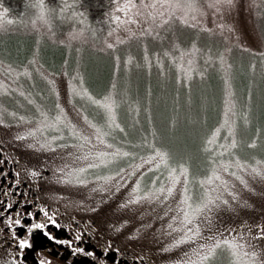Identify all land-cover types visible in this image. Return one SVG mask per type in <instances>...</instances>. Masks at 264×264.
<instances>
[{"label":"rangeland","instance_id":"obj_1","mask_svg":"<svg viewBox=\"0 0 264 264\" xmlns=\"http://www.w3.org/2000/svg\"><path fill=\"white\" fill-rule=\"evenodd\" d=\"M143 4L152 5L155 9L140 7L141 0H133L139 10L148 18L135 17L141 23L127 21L119 27L109 24L105 18H99L92 23L89 17L84 15L87 23L81 24L80 19H65L61 21L55 14L45 22L37 19L33 25L31 20L36 17V9L30 7L28 15L11 24L4 23L0 28V111H16L21 115H38L35 104H29L28 100H35L44 110L54 107L55 96L51 93V86L47 80L35 71L37 67L55 79L56 89L60 93L59 101L68 110L75 123L84 127L83 121L72 110L70 101L75 100L78 107H84L85 112L91 119L99 124L106 120L103 109L91 104L86 99L73 97L69 91L70 82L79 83L82 77L84 87L98 99L113 93L117 102V122L120 123L127 136L114 130L113 135L108 137L110 143H116L117 147H124L128 151L146 156L153 149L147 145H136L142 139H148L155 147L161 148L169 155V164L177 167L185 164L189 169V189L193 198L201 191L199 178L210 174L208 153L204 151L203 144L211 130L216 128L224 118L226 92L228 88L225 76L229 77L231 84V99L234 108L229 114L230 122L234 120V133L237 147L231 149V155L224 153L223 158L234 160L237 156L241 162L247 161L253 164L257 160H264V58L256 55L264 50V0H233L230 8L212 14L214 9L207 7L208 0H198L202 5L203 15L199 12H188V17L195 15L202 25L211 28L205 31L203 27H191L183 24L178 17L185 10L173 13V19L166 25H159V17L153 20V13L167 12L165 0H142ZM56 7V6H55ZM133 13L136 11L132 10ZM71 14L69 11L68 15ZM123 17L122 13H117ZM3 7L0 5V22L4 21ZM12 18V17H8ZM224 24L223 30L216 27ZM51 25V26H49ZM85 30L81 33L79 29ZM111 28V35L108 32ZM149 28L152 31H149ZM74 32V37H69V32ZM95 31V35H93ZM144 32L145 35H140ZM30 33L31 38H25L24 34ZM119 36L122 43H117L115 48H109L108 43H115ZM227 37V39H225ZM20 41V50L12 55L9 51L11 41ZM65 43H60V41ZM32 43L26 52V42ZM179 47H176V45ZM195 45V51H190ZM145 48L148 57L145 59ZM7 51H6V50ZM50 49H53L51 51ZM56 49L60 52V60L55 57ZM44 51V52H43ZM55 52V53H54ZM183 52V59L181 53ZM51 54L53 66L57 71L50 69L42 59L45 54ZM166 53H170L167 55ZM132 60L129 61L128 57ZM211 56L212 59H207ZM223 56V62L218 59ZM35 57L36 64L30 61ZM119 57V61L116 60ZM175 57V59H173ZM24 58V63L21 59ZM157 59L160 63H157ZM193 61V74L186 77L185 72L188 60ZM17 61V62H16ZM255 62V68L251 67ZM183 64L184 67H178ZM11 65L17 71L21 66H27L32 71L29 79L23 74L19 77L6 69ZM230 65V67H228ZM68 72L69 75H63ZM203 72V75L200 73ZM56 73H60L56 75ZM78 74V75H77ZM73 76L77 78L72 79ZM115 84V89L112 85ZM7 88V92L5 91ZM19 89L20 91H16ZM24 92L25 96H21ZM31 95H28V94ZM5 113L6 124L0 125V134L11 147L20 153L23 160L30 165L40 167L47 165L55 171V165L68 164L72 167L83 165L85 161H77L69 157L66 151L74 149H60L55 152L31 148V140L17 141L15 135L25 125H17L15 119ZM247 112L248 123L244 122L243 113ZM34 124V122H33ZM92 131L85 127V133ZM49 134L51 130H49ZM227 136L226 128H221L218 137L224 143ZM257 137V145L250 147L252 137ZM231 137H229L230 139ZM65 140L57 141L65 143ZM193 141L194 146L200 144L198 149L182 147V143ZM193 146V147H194ZM88 148L106 150V146L93 140ZM76 156L80 153L76 152ZM187 159V160H184ZM88 162H93L89 159ZM132 163V159L121 158L119 166ZM115 165H101L95 169L86 170L81 178L89 179L87 186L75 185L74 183L62 184L55 176L54 192L71 199L75 202L83 199V208L88 210L89 215L100 220L101 228L108 235L120 242L124 247L130 248L138 254H148L155 258L157 264H173L184 252L189 250L188 245L168 249V237L165 235L168 217L163 212L168 207H174L179 200L183 187V177L177 183L173 196L165 205H158L143 197V192L153 187L151 179H157V186L166 179V168L161 166L159 172L153 170L145 173L141 178L140 195L142 200L125 207L121 201L126 200L127 193L134 184L136 177L128 180L127 184L119 192L114 190V181H94L93 175L110 174ZM248 180L249 187L238 186L244 203L235 205L230 209H222L218 213L219 223L225 226L235 227L241 222L257 223L264 222V177L254 175L249 171L243 173ZM137 172V176H138ZM75 178V177H74ZM234 180V178H232ZM235 182V181H234ZM97 183L111 189L109 193H101L99 189L89 196V190ZM238 184V182H236ZM167 186V185H165ZM209 188L212 185L208 186ZM102 200V202H101ZM94 209V210H91ZM127 220L123 227L119 225ZM263 248L259 243L255 245ZM0 258L2 256L0 255ZM264 258V257H262ZM215 264H231L224 254H218Z\"/></svg>","mask_w":264,"mask_h":264},{"label":"snow or ice","instance_id":"obj_2","mask_svg":"<svg viewBox=\"0 0 264 264\" xmlns=\"http://www.w3.org/2000/svg\"><path fill=\"white\" fill-rule=\"evenodd\" d=\"M168 11L153 13V20L158 16L159 25L163 26L171 22L173 19V13L185 10L178 19L185 25L195 27H203L205 31H212L206 25H202L201 21L196 19L193 15L188 17V12H199L203 15L202 5L198 0H165ZM233 4V0H208L207 7L214 9L213 15L224 11V9L230 8ZM79 5V0H64L63 3L57 4L56 7L46 3V0H31L30 6L36 9V17L31 20L33 25L36 24L37 19L44 20L47 22L53 14L57 15L61 21L68 19L81 18L80 23L86 24V18H84V12L79 10L71 11L70 9H76ZM140 7L155 9L157 7L154 2L152 5L143 4L141 0ZM133 9L136 11L133 13ZM8 8H3V13H8ZM122 13L118 15L117 13ZM135 17H144L145 20L148 18L143 12H141L136 3L133 0H111V7L106 13L105 19L108 23L116 24L119 27L120 24H126L127 21H133L136 24L141 23L140 19ZM13 21L7 16H4V21L0 22V28H3L4 23L11 24ZM51 26V25H49ZM216 27L223 30L224 24H219ZM85 29L81 27L79 32H83ZM111 28L109 29V36L111 35ZM151 32L152 29L149 28ZM74 32H69V37H74ZM93 31V35H95ZM140 35H145L144 32H140ZM227 39V37H225ZM65 43V41H60ZM117 43H122L120 37H116L115 43H108L109 48H115ZM176 47H179L177 44ZM195 45L192 46L190 51H195ZM170 55V53H166ZM260 57L264 58V50L255 53ZM145 59L148 57L147 49L145 48ZM175 59V57H173ZM181 59H183V52L181 53ZM207 59L211 60V56H207ZM222 62L223 56H219ZM119 61V57H116ZM128 60L131 61L132 57L129 56ZM31 64H36V59L30 61ZM157 63L160 60L157 59ZM189 67L185 72L186 77H191L193 74V61L188 60ZM255 62L252 63L251 67L255 68ZM178 67L183 68V64H179ZM230 67V65L228 66ZM8 72L13 73L15 76L20 75L27 76L29 79L32 77V71L27 66H21L20 70L12 68L11 65L6 69ZM39 72L48 85L51 86V93L55 96L54 107L51 110H44L40 104H37L35 100H28L29 104H35V110L38 115H21L16 111L7 112V110L0 111V125L6 124L5 113L7 115L16 118L15 123L17 125H25L21 131H19L14 139L17 141L31 140L29 147L47 149L55 152L60 149H74V151H66V155L74 157L77 161H85L83 165L77 164L72 167L68 164L55 165L54 176L58 179L59 183L67 184L74 183L75 185L87 186L90 181L87 178H81V174H85L88 169H95L101 165L111 166L115 165V169L106 175H93L91 177L94 181H114V190L119 192L128 180L136 177L134 184L130 191L127 193V199L121 201V206L140 202L142 200L140 193L141 190V178L144 177L145 173L152 172L153 170L161 169V166L166 168V179L162 180L157 186V179L153 177L151 184L153 185L148 191L143 192V197L148 198L150 202H156L158 205H165L166 202L170 201V197L173 196L174 190L176 189L177 183L180 182L183 177V187L179 200L175 202L174 207H168L167 211L163 212L164 217H168L167 221V233L168 237L167 248L174 249L182 245H188L189 250L184 252L180 258L173 261V264H215V260L218 254L226 255L231 264H264V248H258L255 245L260 241H264V222L259 224L252 223L247 224L244 222L239 223L235 227L225 226L222 223L218 225V213L222 209H230L235 205L244 203L241 198L238 186L248 188L249 183L239 170H243V173L251 171L254 175L264 177V160H257L253 164H248L247 161L241 162L237 156L234 160L224 159V153H229L230 150L237 147V142L234 133V120L230 122L229 114L234 108V101L231 99V84L228 82L229 77L225 76V83L228 88L226 92L227 102L225 104L224 118L222 122L206 137L203 148L208 153V161L210 167V174L199 178V185L201 191L195 198L189 189V169L181 163L177 167H172L169 164V155L166 151L161 148L155 147L148 139H142L136 147L140 145H147L152 148L146 156H140L139 161L135 159L138 155L136 151H128L124 147H117L116 143H110L108 137L113 135L114 130H119L127 136L124 127L117 122V102L113 97L112 92L97 98L94 96L88 88L84 87L83 78H79V83H71L69 91L73 97H79L86 99L91 104L99 106L105 113L106 120L103 124L97 123L91 119L90 116L85 112L84 107H78L75 100L70 101L73 105L72 110L80 117L83 121L84 127L78 125L73 121V118L69 115L68 110L63 104L60 103V93L56 89L55 79L50 78V75H45L39 67L35 69ZM60 73H56L59 75ZM204 73L201 72L200 75ZM63 75L68 76V72H64ZM78 75V74H77ZM77 77L73 76L75 80ZM116 85L113 84L112 88L115 89ZM7 92V88H5ZM16 91H20L16 89ZM21 96H25L24 92H20ZM28 95H31L30 93ZM244 122L247 124L248 113L244 112ZM34 122V124H33ZM85 127L92 131L89 134L85 133ZM221 128H226L227 136L224 137V143H221L218 139L220 136ZM51 130L52 134H49ZM67 140L65 143H58L57 141ZM229 137H231L229 139ZM93 140L97 143L105 145L106 150H96L94 148H88V145L93 144ZM257 145V137H252L249 146L255 147ZM76 152L80 154L76 156ZM121 158L132 159V163L126 166H119L118 161ZM89 159L93 162H88ZM41 167H47L42 165ZM137 172L139 173L137 176ZM26 176L30 177L33 181H37L42 178V173L36 168H28L25 170ZM17 177L20 176V172L16 173ZM75 177V178H74ZM234 178V180L232 179ZM235 181V182H234ZM19 180L16 181L19 184ZM238 182V184L236 183ZM167 185V186H165ZM212 185V187H208ZM97 189L101 193H109L110 188L105 187L103 184L97 183L93 188L89 190V196ZM52 200L59 201L62 196L59 194L53 195ZM102 202V200H101ZM70 203V202H69ZM78 205H84L83 199L76 202ZM6 208L12 209L13 203L6 201ZM94 210V209H91ZM37 213L41 214L42 218H37ZM24 216L31 218V222L25 223L21 218L20 212H16L15 218L12 215L6 216L4 223L11 230V243L16 246V251H9L6 255L7 258H0V264H24V250L33 246V235L36 231H40L48 240L55 242L60 245H67L72 248L76 253H84L88 256H94L95 252L92 250H86L84 247H80L75 241H80L82 238V231L79 227L75 228V239L61 238L49 230L48 225H53L56 228L62 227L58 219V211L53 205L49 208L47 204L37 202L36 211H27L23 213ZM128 221H123L119 227H123ZM18 227H23L25 234H19L17 231ZM140 259V257H137ZM37 264H52L51 257H43L37 260Z\"/></svg>","mask_w":264,"mask_h":264},{"label":"flooded vegetation","instance_id":"obj_3","mask_svg":"<svg viewBox=\"0 0 264 264\" xmlns=\"http://www.w3.org/2000/svg\"><path fill=\"white\" fill-rule=\"evenodd\" d=\"M30 167L40 170L42 178L33 181L27 177L25 170ZM17 172H20L19 177L16 175ZM17 180L20 181L19 184L16 183ZM54 182L55 176L51 167L40 168L26 163L20 153L14 150L0 134V255L2 258L6 259L9 251H16V246L11 243V230L4 223L6 216L12 215L15 218L18 211L24 222L29 223L31 218L24 216L23 213L29 210L36 211V204L39 202L47 204L49 208L55 205L58 211L56 218L62 227L48 225L49 230L61 238L74 240L75 228L79 227L82 238L75 243L86 250L94 251L95 255L76 253L69 246L52 242L40 231H36L32 237L33 246L24 250V264H37V260L43 257H51L52 264H157L153 256L138 254L111 238L107 231L101 228L100 220L89 215L84 206L66 197H62L59 201L52 200L51 197L56 195ZM6 201L13 203L12 209L6 208ZM37 218H42L40 213H37ZM259 223L261 222L256 224ZM17 231L26 235L23 227H18ZM259 244L264 248V241H260Z\"/></svg>","mask_w":264,"mask_h":264},{"label":"trees","instance_id":"obj_4","mask_svg":"<svg viewBox=\"0 0 264 264\" xmlns=\"http://www.w3.org/2000/svg\"><path fill=\"white\" fill-rule=\"evenodd\" d=\"M30 2L31 0H0V5L3 8L6 7L9 9L8 13L6 14L12 17L11 18L12 21L13 20L19 21L20 19L28 15L27 13L31 7ZM63 2L64 0H46V3L51 5L52 7H55L57 6V4H60ZM110 7H111V0H79L78 7L76 9H70V11H73V10L83 11L86 17H89L90 21L92 23H95V21H97L99 18H105L106 13L109 11ZM24 37L30 39L31 34L25 33ZM19 42L20 41H17V40L11 41L9 43V46H10L9 51H7L6 49L5 50L13 55L16 50L17 52L20 50L21 45ZM26 42L28 43V45L26 44V47H27L26 52H27L30 48L32 49V43L30 46V43L28 41ZM50 50L53 51V49H50ZM56 50L57 52L56 53L54 52V53L58 61V59L60 58L59 57L60 52H62V50L60 49H56ZM44 54H45L46 59H42L41 60L42 63H44V65H46L50 69L57 71L59 67L56 69V66H53V64L50 63V61L52 62L51 54L50 55L47 53H44ZM23 60L24 58L21 59V61ZM22 63H24V61ZM186 145L189 146V149H193V150L198 149V146H200V144L194 146V143L191 140L187 141V143H182V147ZM184 160H187V159H184Z\"/></svg>","mask_w":264,"mask_h":264}]
</instances>
